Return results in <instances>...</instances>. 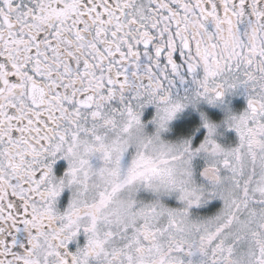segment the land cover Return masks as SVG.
<instances>
[{
    "label": "snow or ice",
    "instance_id": "6c2138e0",
    "mask_svg": "<svg viewBox=\"0 0 264 264\" xmlns=\"http://www.w3.org/2000/svg\"><path fill=\"white\" fill-rule=\"evenodd\" d=\"M0 264H264V0H0Z\"/></svg>",
    "mask_w": 264,
    "mask_h": 264
}]
</instances>
